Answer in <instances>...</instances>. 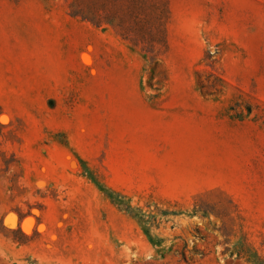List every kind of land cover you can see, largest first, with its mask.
<instances>
[{
  "label": "rangeland",
  "instance_id": "374dc122",
  "mask_svg": "<svg viewBox=\"0 0 264 264\" xmlns=\"http://www.w3.org/2000/svg\"><path fill=\"white\" fill-rule=\"evenodd\" d=\"M96 2L0 0V264H264V0Z\"/></svg>",
  "mask_w": 264,
  "mask_h": 264
},
{
  "label": "trees",
  "instance_id": "16d2710c",
  "mask_svg": "<svg viewBox=\"0 0 264 264\" xmlns=\"http://www.w3.org/2000/svg\"><path fill=\"white\" fill-rule=\"evenodd\" d=\"M96 1V6L100 7V9L94 11V13H90L85 17V19L89 20L98 27L103 24H108L113 28H119L122 30L130 22V20H133V22L134 20L140 22L142 19V11L136 10L132 4L135 0ZM118 4H121V6L117 7Z\"/></svg>",
  "mask_w": 264,
  "mask_h": 264
}]
</instances>
